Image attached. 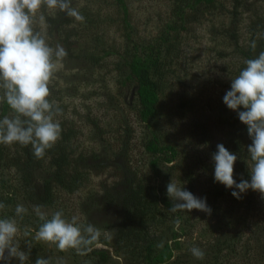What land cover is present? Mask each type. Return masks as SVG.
Returning <instances> with one entry per match:
<instances>
[{
  "label": "trees",
  "instance_id": "trees-1",
  "mask_svg": "<svg viewBox=\"0 0 264 264\" xmlns=\"http://www.w3.org/2000/svg\"><path fill=\"white\" fill-rule=\"evenodd\" d=\"M249 1L232 0L231 22L222 31L230 50L226 56L232 58V66L224 71L231 78L239 74L248 59L264 51V9L250 8ZM172 2V17L167 19L159 34L146 43L135 38L129 1L111 2L115 13L109 15L108 20L112 23L119 21L126 34L125 45L111 52L115 56L111 66L118 71L119 78L116 92L108 95V101L113 103L116 117L109 126L103 122L89 128V135L95 143L91 151H78L75 122L67 120L66 110L54 100L51 90L50 99L61 109L56 117L61 123V136L44 157L37 159L31 145L0 144V203L5 205L0 209V217L15 216L18 204L28 210L22 218H16L20 227L19 243L26 252L29 251L26 241L31 240L27 264H35L38 257L49 259L50 264H60L58 257L64 256H71L78 263L83 259L92 264H121V260L124 264H225L229 253H237L240 246L254 253L256 264H264V195L249 190L241 199H236L232 190L214 180L212 156L217 145L224 144L238 156L234 179L237 182L242 179L250 181L247 148L252 140L238 114L222 101L209 108L204 106L202 112L195 114L189 122V114L194 113L197 100L180 97L174 115L187 125L188 148L194 150L195 155L202 156L199 152L202 147L212 152L210 161L199 158L189 170L182 171L183 178L178 173L183 159L182 145L166 138L160 126L161 120L167 117L171 121L174 116L170 113V105H165L167 97L174 95L179 88H185L189 82L188 45L184 36L193 31L194 25L222 10L221 0ZM245 8L249 12L248 37L242 41L244 20L239 13ZM73 20L57 10L49 20L50 30L66 31ZM91 24V17H87L86 28ZM253 40L257 43L255 50L250 47ZM119 113L122 119L118 120ZM129 113L134 114L135 122L128 118ZM4 116L11 118L14 112L6 103L0 102V118ZM135 124L140 125V147L147 156L146 165L135 158ZM174 175L195 196L204 193L201 198L207 199L211 212H171L173 201L167 195V185ZM94 176L111 177L114 183L110 186L101 183L104 195L94 207L93 203L85 202L82 210L91 215L100 206L113 208L111 221L106 226L110 237L98 238L91 246L92 251L86 255H79L74 249L60 251L53 243L48 246V242L36 241L35 230L42 221L35 214L34 206H40L41 211L64 209L63 196L86 190ZM200 180H206L208 185L196 191L195 184ZM177 220L180 221L179 227ZM202 223V232L196 239L194 230ZM26 227L33 230L29 237L23 235ZM98 244L104 247H97ZM193 247L204 252L203 259L192 255L190 249ZM55 251L57 255L53 259Z\"/></svg>",
  "mask_w": 264,
  "mask_h": 264
},
{
  "label": "rangeland",
  "instance_id": "rangeland-1",
  "mask_svg": "<svg viewBox=\"0 0 264 264\" xmlns=\"http://www.w3.org/2000/svg\"><path fill=\"white\" fill-rule=\"evenodd\" d=\"M112 1L71 0L73 7L81 14L83 19L77 20L73 17V23L68 27V30H63L59 33L54 28H52L54 29L53 31L50 30L49 22L50 18L56 15L58 9L49 10L46 7H42L41 11L45 17L44 21L41 22L39 20V15L34 21L35 30L41 32L53 48L61 45L67 52V55L57 63L49 87L51 96L55 101L63 105L64 111L66 110L67 120L75 122L74 125L78 130V141L76 144L79 147V152L91 151L95 145L94 141H92V135H89L90 127H93L95 123L102 124L103 122L109 126L116 117V113L113 111V103L110 104L108 101V95L116 92V82L119 78L118 71L114 69V66H111L115 59L111 52L114 53L118 46L125 45L126 34L124 25L119 21L112 23L108 20L109 15H114L115 13V8L111 4ZM128 1L132 18L131 23L135 27V38L139 41H145V43L152 41L159 34L167 19L169 20L173 14L174 4L172 0ZM221 1V11L215 15L208 16L204 22L194 25L193 31L184 36L185 44L188 45V53L186 54L188 61L186 64L189 70L187 78L189 82L185 88L182 87L174 91V95L167 97V102H165V105H170V113L174 115L177 112L181 96H186L188 99L196 98L195 111L189 114V122L195 118V114L202 112L204 106L209 108L214 103H221L224 95L231 87V77L224 70L232 66V58L226 56L230 54V50L223 38L222 31L231 22L229 10L233 8V2L232 0ZM248 5L255 10L259 7L264 9V0H250ZM239 14L244 20L241 25L242 41H246L248 37L246 26L248 25L249 12L245 8ZM87 17H91L92 24L90 28H86ZM105 52L110 53V55H106ZM169 109L167 112H169ZM127 115L128 118L135 122L133 113ZM117 116L118 120L122 119L120 113ZM124 116H126L125 113ZM184 122L182 123L174 115L171 121L166 117L161 120L160 124L166 138H170L171 141L182 145L183 159L180 165V172L178 171L182 178V171L189 170V166L199 161V158L210 161L212 153L211 150H204L202 147L199 151L202 156L195 155L194 150L188 148L189 141H186L188 139L186 131L188 130H185L187 125ZM134 126L136 128L135 144L137 148L135 158L138 162H143L146 165L147 156H145L144 150L140 147V125L135 124ZM187 161L189 162L187 163ZM176 175L172 177V180L180 187H184L179 180L175 179ZM91 179V184L86 190H79L72 196H63L64 209L58 207L46 211L42 210V212L50 218L56 211L62 210L68 218L77 216L79 223L84 226L88 224L94 225L100 231L99 238L110 237L109 231H106V226L111 221L113 208L105 209L100 206L91 215L84 213L82 209L85 202L90 205L93 203L94 207V204L98 203L100 196L104 195V189L101 188L100 184L113 185V178L94 176ZM206 180L209 183V178H206ZM206 180H200L195 184L196 191L207 187ZM41 184L39 185L41 186ZM39 192L42 193L41 191ZM198 195L201 198L204 193ZM202 225L203 223L194 230L196 239H199L203 228ZM47 244L49 246V243ZM97 247L104 246L98 244ZM54 254L52 255L53 259L57 255L56 251ZM229 254L228 262L225 264L257 263L254 253L245 251L241 246L237 253ZM57 262L60 264H92L85 263L83 259H79L78 263L71 256L58 257ZM11 264H17L15 258ZM121 264H124L123 260H121Z\"/></svg>",
  "mask_w": 264,
  "mask_h": 264
},
{
  "label": "clouds",
  "instance_id": "clouds-1",
  "mask_svg": "<svg viewBox=\"0 0 264 264\" xmlns=\"http://www.w3.org/2000/svg\"><path fill=\"white\" fill-rule=\"evenodd\" d=\"M42 7L58 9L77 20L83 19L71 7V0H0V102L6 103L14 112L11 118H0V144L31 145L37 159L43 158L61 136V123L56 118L61 109L50 99L49 85L57 63L67 55L63 46L53 48L46 37L35 30L36 17L39 15L41 22L45 19ZM250 47L256 49L255 40L251 41ZM245 63L239 74L231 78V87L223 102L238 114L252 140L247 148L250 181L234 179L238 156L224 144H218L212 156L215 182L232 190L236 199H241L249 190L264 195V51ZM167 195L173 201L170 208L173 213L178 210L211 212L206 198L195 196L173 180L167 185ZM4 207L0 203V209ZM33 210L42 221L35 230L34 239L53 243L60 251L74 249L77 254L86 255L100 236L94 225L84 226L77 216L68 218L62 210L50 218L38 205ZM27 211L18 204L15 216L0 217V264H11L14 258L18 264H27L31 240L26 241L29 246L26 252L19 243L20 227L16 219L22 218ZM179 223L177 220V227ZM32 231L26 227L23 235L29 237ZM190 251L197 259H203L204 252L200 248L193 247ZM35 264H50V261L38 257Z\"/></svg>",
  "mask_w": 264,
  "mask_h": 264
}]
</instances>
